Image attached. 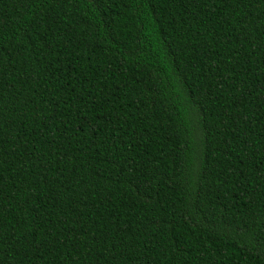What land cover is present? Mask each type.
Wrapping results in <instances>:
<instances>
[{
  "label": "trees",
  "instance_id": "trees-1",
  "mask_svg": "<svg viewBox=\"0 0 264 264\" xmlns=\"http://www.w3.org/2000/svg\"><path fill=\"white\" fill-rule=\"evenodd\" d=\"M0 264H264V0H0Z\"/></svg>",
  "mask_w": 264,
  "mask_h": 264
}]
</instances>
